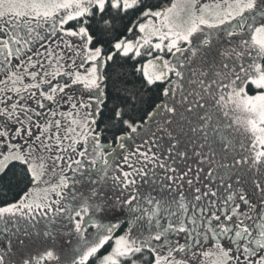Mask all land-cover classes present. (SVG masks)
I'll use <instances>...</instances> for the list:
<instances>
[{
  "label": "snow or ice",
  "instance_id": "1",
  "mask_svg": "<svg viewBox=\"0 0 264 264\" xmlns=\"http://www.w3.org/2000/svg\"><path fill=\"white\" fill-rule=\"evenodd\" d=\"M13 169L0 264H264V0H0Z\"/></svg>",
  "mask_w": 264,
  "mask_h": 264
},
{
  "label": "trees",
  "instance_id": "2",
  "mask_svg": "<svg viewBox=\"0 0 264 264\" xmlns=\"http://www.w3.org/2000/svg\"><path fill=\"white\" fill-rule=\"evenodd\" d=\"M161 3L164 2V0H160ZM124 76H117L113 75V80L110 82L109 88H108V100L106 102V107L104 108V115H107L108 109L114 104V103H120L124 93L122 91H119L122 87H124L123 81H127V87L131 88L133 85L139 86L140 79L136 75H134L129 66H124ZM142 99L140 103L137 106V111L133 113L135 117H140L145 115L147 110H151L150 105H152V101L155 99V93L154 92H143ZM99 126L101 128L105 125V120L103 118L98 117ZM123 134L120 129L117 128H109L104 132L103 140L105 142L111 143L113 141L114 135H121ZM22 183L21 180V174L18 170L13 169L10 170L8 176H5L3 178H0V199L4 198V193H6L9 197L13 194L16 187L19 186V184Z\"/></svg>",
  "mask_w": 264,
  "mask_h": 264
},
{
  "label": "rangeland",
  "instance_id": "3",
  "mask_svg": "<svg viewBox=\"0 0 264 264\" xmlns=\"http://www.w3.org/2000/svg\"><path fill=\"white\" fill-rule=\"evenodd\" d=\"M141 143H142V141L139 138H136L134 142L133 141H129L128 150L129 151H135L136 146L138 144H141ZM113 148H116L115 144H113ZM110 151H111V149H110ZM115 162L118 163V164H122L123 163V153L122 152H120V154L116 156V161ZM116 220H117V217L113 213H109L108 214V218L104 222L105 223H108L109 221L116 222Z\"/></svg>",
  "mask_w": 264,
  "mask_h": 264
},
{
  "label": "flooded vegetation",
  "instance_id": "4",
  "mask_svg": "<svg viewBox=\"0 0 264 264\" xmlns=\"http://www.w3.org/2000/svg\"><path fill=\"white\" fill-rule=\"evenodd\" d=\"M119 220H120V222H123V217H121Z\"/></svg>",
  "mask_w": 264,
  "mask_h": 264
}]
</instances>
